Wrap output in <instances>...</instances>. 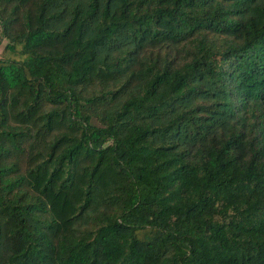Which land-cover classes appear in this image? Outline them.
I'll return each instance as SVG.
<instances>
[{
	"label": "trees",
	"instance_id": "trees-1",
	"mask_svg": "<svg viewBox=\"0 0 264 264\" xmlns=\"http://www.w3.org/2000/svg\"><path fill=\"white\" fill-rule=\"evenodd\" d=\"M0 264H264V0H0Z\"/></svg>",
	"mask_w": 264,
	"mask_h": 264
},
{
	"label": "rangeland",
	"instance_id": "rangeland-1",
	"mask_svg": "<svg viewBox=\"0 0 264 264\" xmlns=\"http://www.w3.org/2000/svg\"><path fill=\"white\" fill-rule=\"evenodd\" d=\"M3 44H4V41H2V42L0 43V51H1V48H2Z\"/></svg>",
	"mask_w": 264,
	"mask_h": 264
}]
</instances>
